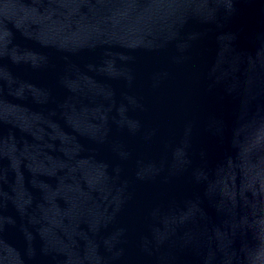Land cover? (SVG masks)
Here are the masks:
<instances>
[{
    "label": "water",
    "instance_id": "95a60500",
    "mask_svg": "<svg viewBox=\"0 0 264 264\" xmlns=\"http://www.w3.org/2000/svg\"><path fill=\"white\" fill-rule=\"evenodd\" d=\"M0 264H264V0H0Z\"/></svg>",
    "mask_w": 264,
    "mask_h": 264
}]
</instances>
